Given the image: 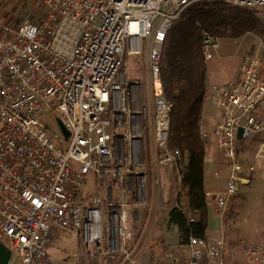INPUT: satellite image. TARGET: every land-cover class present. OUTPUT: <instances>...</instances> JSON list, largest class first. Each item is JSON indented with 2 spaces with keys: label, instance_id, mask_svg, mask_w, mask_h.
I'll use <instances>...</instances> for the list:
<instances>
[{
  "label": "built area",
  "instance_id": "1",
  "mask_svg": "<svg viewBox=\"0 0 264 264\" xmlns=\"http://www.w3.org/2000/svg\"><path fill=\"white\" fill-rule=\"evenodd\" d=\"M197 1L39 0L40 10L19 22L0 14V241L13 253L10 264H139L136 238L150 198L151 165L157 196L167 201L162 169L180 164L182 156L170 148L173 101L161 77L164 42L172 23ZM227 1L264 17V0ZM143 39L149 42L153 163L143 82L127 81L124 64L126 55L141 53ZM261 45L242 59L234 81L208 83L204 94L218 102L222 119L202 140L208 157L230 168L213 206L221 217L250 185L245 172L255 170L239 161V129L242 138L260 135L256 156L264 157V111L257 110L264 98ZM220 47L216 35H203L206 60ZM42 112L61 118L69 135L61 128L49 134ZM185 214L189 225L199 221L190 207ZM54 237L77 239L81 251L58 263L48 253ZM189 249L172 262L232 264L239 250L248 264H264V241L191 235Z\"/></svg>",
  "mask_w": 264,
  "mask_h": 264
},
{
  "label": "trees",
  "instance_id": "2",
  "mask_svg": "<svg viewBox=\"0 0 264 264\" xmlns=\"http://www.w3.org/2000/svg\"><path fill=\"white\" fill-rule=\"evenodd\" d=\"M206 32L218 38L257 37L263 43L259 73L264 77V17L256 11L227 0H200L172 23L164 42L161 77L165 95L173 101L170 148L182 155L181 163L172 167L168 187V221L177 226L181 244H186L191 235L205 237L209 223L207 150L201 125L208 68L201 44ZM127 59L126 55L124 64ZM186 207L199 214L198 222L189 225Z\"/></svg>",
  "mask_w": 264,
  "mask_h": 264
},
{
  "label": "rangeland",
  "instance_id": "3",
  "mask_svg": "<svg viewBox=\"0 0 264 264\" xmlns=\"http://www.w3.org/2000/svg\"><path fill=\"white\" fill-rule=\"evenodd\" d=\"M5 2L9 5L5 6ZM38 2L39 0H5L2 6H4L3 9L9 7L7 9L8 15L11 14L14 19L16 17L20 21L26 15L31 17L35 14L29 12V10L26 11V6L30 5V7H33L36 13L40 10L41 7L38 5ZM220 43L221 47L218 54L213 59L207 61V77L217 84L228 82L242 58L262 49L261 41L253 36L245 35L237 39L221 37ZM141 45V53L127 55L128 59L125 63V67L128 68L126 80L140 79L143 82L144 106L147 112L145 121L147 130L146 140L149 156H151V163H153L154 160L152 158L155 147L153 134L150 129L153 120V96L148 67V39H143ZM129 48L130 45L128 43L127 50ZM125 84L123 83V85ZM257 110L259 112L264 111V98L258 103ZM39 118L49 126V134H51V131L60 132L55 113L42 112ZM259 138L260 135H257L255 138L239 139V151L242 152V157L250 164H253L256 170L251 174L252 184L244 188L241 187L237 195L232 198L233 208H230L228 213L231 215L233 212L238 211L240 220L246 227L248 225V228L250 226L253 229L264 230V157L257 158L256 156ZM162 173L164 176L170 174L168 182H171L172 168H165L162 170ZM94 178V175H91L92 183ZM150 195L148 205L141 214L143 226L139 236L136 238L138 262L139 264H159L163 260H170L172 262V259L177 257L174 252L177 253L179 251V231L177 226L169 224L168 205L166 200L160 199L157 196L154 184L151 185ZM255 238H264V231L258 232ZM79 251H81V247L77 239H74L72 242V239L60 240L57 237H54L52 245L48 249V253L58 263H63L64 260H72L74 253ZM17 260V255H14L13 262ZM82 264H91V261L83 259ZM172 264L174 263L172 262Z\"/></svg>",
  "mask_w": 264,
  "mask_h": 264
},
{
  "label": "crops",
  "instance_id": "4",
  "mask_svg": "<svg viewBox=\"0 0 264 264\" xmlns=\"http://www.w3.org/2000/svg\"><path fill=\"white\" fill-rule=\"evenodd\" d=\"M5 5H6V2H5ZM38 5L40 6L39 2H38ZM3 8H4V6H2L0 8V14L8 16L7 9L9 7L8 8L6 7V9H3ZM25 9H26V11L29 10V12H31V13H36V11L33 10V7H30V5L26 6ZM16 22H19L18 19H16ZM248 36H251V35H248ZM242 59L240 60L239 64L236 66V68L234 69V72H233L231 79L228 82H226L225 84H228L237 78L238 68H239V65H240ZM138 81H141V80L139 79ZM208 83L217 84V83L213 82L211 79H209V77H207V85H208ZM225 84H223V85H225ZM152 109H154L153 108V101H152ZM221 119H222V111L220 109L218 102L215 100H205L204 108H203V112H202V118H201V125H202V129H203L202 133L204 131H210L211 129H213L214 126ZM150 129H151V132L153 134V120L151 122ZM253 138H255V137H253ZM257 148H258V146H257ZM241 153L242 152L239 151V161L241 163L245 164L246 166L253 165V164H250L245 158H243ZM206 156H207V161L205 164V186H206V191H207V195H208L207 198H208L209 223H208V226L206 229L205 238L208 240H211V239H214V238H217L220 236H225L229 241H237L239 239H244L248 243H259L261 241H264V238H259V239L255 238L258 232H261L264 230H261V229L258 230L257 228L253 229L250 226L248 228V225L246 227V225H244L241 222V220H240L241 218L239 217L240 214L238 211L233 212L231 215L228 213V210L230 208H233L232 202H230V205H229V207H228V209H227V211L223 217L217 215L213 211V206L215 204L216 197L218 194L217 192L220 190H223L227 186L230 168L225 166V164L221 163V161H219V160L210 159L208 157V154ZM166 168L171 169L172 167H166ZM255 170H256V167H255ZM216 171H219L221 176H219V177L216 176L215 175ZM156 173H157V169L155 168L154 165H151L150 180H149L150 191H151V185L152 184H154L155 188H157L156 182H155ZM245 174L250 177V179H251L250 185H251L252 181H253L251 174H253V172L246 171ZM167 177H168L167 179H169L170 174H168ZM168 183L170 184V181ZM169 184H168V187H169ZM250 185H244L242 187L244 188V187L250 186ZM156 194H157V190H156ZM166 203L168 205V199H167ZM152 224H154V223H152ZM179 242H180V240H179ZM178 250L179 251L177 253L174 252L175 256H177V257L178 256H187L189 251H190L189 241L186 244H181V242H180ZM229 263H232V264H248L247 260L245 259V257L243 256V254L239 250L235 252L234 258L229 260ZM159 264H172V262L170 260H163Z\"/></svg>",
  "mask_w": 264,
  "mask_h": 264
},
{
  "label": "water",
  "instance_id": "5",
  "mask_svg": "<svg viewBox=\"0 0 264 264\" xmlns=\"http://www.w3.org/2000/svg\"><path fill=\"white\" fill-rule=\"evenodd\" d=\"M57 123L60 126L61 130L66 134L69 135V131L66 128L65 124L63 123L61 118L57 119ZM238 138H242V129L238 131ZM12 251L0 241V264H10L12 259Z\"/></svg>",
  "mask_w": 264,
  "mask_h": 264
}]
</instances>
